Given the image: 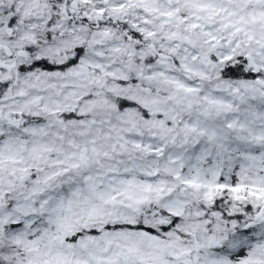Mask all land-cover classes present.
Masks as SVG:
<instances>
[{
  "label": "snow or ice",
  "instance_id": "obj_1",
  "mask_svg": "<svg viewBox=\"0 0 264 264\" xmlns=\"http://www.w3.org/2000/svg\"><path fill=\"white\" fill-rule=\"evenodd\" d=\"M0 264H264V0H0Z\"/></svg>",
  "mask_w": 264,
  "mask_h": 264
}]
</instances>
